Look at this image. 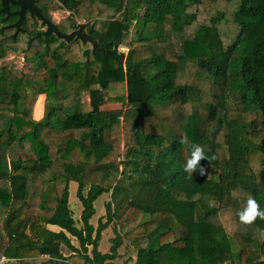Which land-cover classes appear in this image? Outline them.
Listing matches in <instances>:
<instances>
[{
  "label": "trees",
  "instance_id": "1",
  "mask_svg": "<svg viewBox=\"0 0 264 264\" xmlns=\"http://www.w3.org/2000/svg\"><path fill=\"white\" fill-rule=\"evenodd\" d=\"M36 4L52 22L55 11L69 13L56 25L63 33L83 22L98 48L36 38L45 26L29 13L14 36L18 17L0 12L5 264H111L123 246L133 264H264V217L244 224L237 215L248 198L264 210V0ZM12 54L23 56L21 69L1 63ZM118 85L125 94L112 96ZM36 96H45L41 120ZM194 143L209 158L204 176L183 171ZM103 194L106 220L95 227Z\"/></svg>",
  "mask_w": 264,
  "mask_h": 264
},
{
  "label": "rangeland",
  "instance_id": "2",
  "mask_svg": "<svg viewBox=\"0 0 264 264\" xmlns=\"http://www.w3.org/2000/svg\"><path fill=\"white\" fill-rule=\"evenodd\" d=\"M69 13L64 11V10H57L53 13V23H55L56 25L59 24L62 20L66 19L68 17ZM83 23V22H80ZM122 51H124L122 49ZM1 63L3 64H14L18 69H21L24 65H25V60L23 59V56H18L16 54H12L9 57L5 58L3 61H1ZM125 87L123 85H118L116 86V88L114 89V86L112 87L111 90V95L112 96H118V95H122L125 94ZM89 95L87 93L83 94V101L84 104L86 105V107L88 108V104H89ZM37 99V103L34 109V118L36 120H41L44 115H45V111H44V105H45V96H36ZM42 111V113H41ZM43 115V116H42ZM116 131V137L119 140H122V130L121 128H118L115 130ZM76 191H77V184L73 183L71 185V196H70V207L73 210V214L75 219L79 220L80 219V213L82 210V205L81 202L79 201V199L77 198L76 195ZM110 200V194H103L96 202H95V207L97 209V213L96 215L92 218V223L95 227H97L98 225V221L100 218H103L104 221L106 220L105 215H106V209H105V205L106 202ZM222 221L223 224L226 228V230L229 232L230 235H232L234 233L235 230V223H234V218H233V214L231 211H223L222 212ZM145 220V218H141L140 219ZM139 220V221H140ZM112 227V231L110 230H104L103 231V236H102V240L100 242L99 245V250L102 253H108L110 251V247L112 245V239L115 237V232H114V226ZM131 251L129 249H127L126 247H121L119 249V257L114 260V262H112L111 264H125L127 261V264H133L132 261L128 260L129 257H132L133 259H135V255L130 253ZM131 254V256H130ZM225 264H233L232 261H228Z\"/></svg>",
  "mask_w": 264,
  "mask_h": 264
},
{
  "label": "water",
  "instance_id": "3",
  "mask_svg": "<svg viewBox=\"0 0 264 264\" xmlns=\"http://www.w3.org/2000/svg\"><path fill=\"white\" fill-rule=\"evenodd\" d=\"M0 2L2 6L0 12L6 15V20L14 16L18 17L17 21L10 25V27L16 29L14 36H16L22 29L21 24L26 18L27 13H29L32 18L40 19L42 25L46 27L44 31L37 33L36 38L55 34L57 37L64 39L67 42L80 40L84 45L90 43L94 49L98 48L97 41L90 36V32L85 31L84 23H80L78 29L70 34L63 33L55 23L44 17L41 9L36 4V0H0ZM11 6H17L18 9L11 11ZM32 41L33 38L29 40L28 44L30 45Z\"/></svg>",
  "mask_w": 264,
  "mask_h": 264
},
{
  "label": "clouds",
  "instance_id": "4",
  "mask_svg": "<svg viewBox=\"0 0 264 264\" xmlns=\"http://www.w3.org/2000/svg\"><path fill=\"white\" fill-rule=\"evenodd\" d=\"M181 143H183V139L181 140ZM205 159L208 160L209 158L205 155L203 148L198 144H192L190 154L183 163V171L188 175L198 171L200 176H204L206 167L201 166L200 161ZM237 215L241 223L250 224L258 216L264 217V210H259V206L257 205L256 201L252 198H248L246 205L242 210L237 212Z\"/></svg>",
  "mask_w": 264,
  "mask_h": 264
},
{
  "label": "built area",
  "instance_id": "5",
  "mask_svg": "<svg viewBox=\"0 0 264 264\" xmlns=\"http://www.w3.org/2000/svg\"><path fill=\"white\" fill-rule=\"evenodd\" d=\"M44 258H51L49 255H43ZM8 261L5 257H0V264H5Z\"/></svg>",
  "mask_w": 264,
  "mask_h": 264
},
{
  "label": "crops",
  "instance_id": "6",
  "mask_svg": "<svg viewBox=\"0 0 264 264\" xmlns=\"http://www.w3.org/2000/svg\"><path fill=\"white\" fill-rule=\"evenodd\" d=\"M42 116H43V115H42ZM110 229H111V231H112V227H109V228L106 229V230L108 231V230H110ZM102 236H103V234H102ZM101 240H102V239H101ZM113 262H114V261H113Z\"/></svg>",
  "mask_w": 264,
  "mask_h": 264
},
{
  "label": "flooded vegetation",
  "instance_id": "7",
  "mask_svg": "<svg viewBox=\"0 0 264 264\" xmlns=\"http://www.w3.org/2000/svg\"><path fill=\"white\" fill-rule=\"evenodd\" d=\"M45 29H46V27H45Z\"/></svg>",
  "mask_w": 264,
  "mask_h": 264
}]
</instances>
